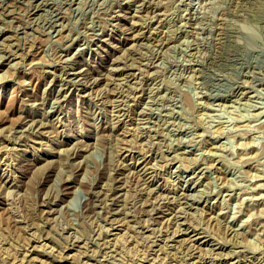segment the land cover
<instances>
[{"label":"rangeland","instance_id":"rangeland-1","mask_svg":"<svg viewBox=\"0 0 264 264\" xmlns=\"http://www.w3.org/2000/svg\"><path fill=\"white\" fill-rule=\"evenodd\" d=\"M0 264H264V0H0Z\"/></svg>","mask_w":264,"mask_h":264}]
</instances>
